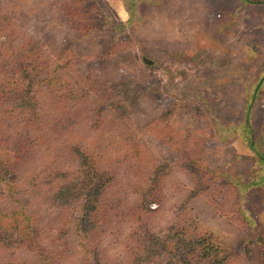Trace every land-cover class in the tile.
<instances>
[{
	"label": "rangeland",
	"instance_id": "rangeland-1",
	"mask_svg": "<svg viewBox=\"0 0 264 264\" xmlns=\"http://www.w3.org/2000/svg\"><path fill=\"white\" fill-rule=\"evenodd\" d=\"M259 153L263 6L0 0V264H264Z\"/></svg>",
	"mask_w": 264,
	"mask_h": 264
},
{
	"label": "trees",
	"instance_id": "trees-1",
	"mask_svg": "<svg viewBox=\"0 0 264 264\" xmlns=\"http://www.w3.org/2000/svg\"><path fill=\"white\" fill-rule=\"evenodd\" d=\"M243 3H245V4H254V5H260V6H263L264 7V0H241ZM246 132H248V130H246ZM246 136H247V134H245ZM246 141H247V143L250 141L249 140V138H247L246 139ZM249 148H250V150H252L253 151V149H252V146H249ZM257 156H258V160L260 161V162H264V156L262 155V154H257ZM81 157H78V160L80 159ZM81 160V159H80ZM11 166L12 165H9V169H11ZM97 195L99 194V192L97 191V192H95ZM18 203V202H17ZM18 204H20V203H18ZM93 209L91 208V209H89V213H91V212H93L92 211ZM0 213H2V212H0ZM12 215H16V216H23V217H25L24 215H23V211H22V209L21 208H17L15 211H13V213H11ZM12 215H9V216H12ZM91 215V214H90ZM90 218H91V216H89V220H87V222L89 223V222H92V220H90ZM27 219V218H26ZM137 219V218H136ZM90 226H91V224H90ZM89 226V227H90ZM29 252H33L34 254H36L37 255V257L38 258H40V250H38L37 248H35V249H32V250H28ZM33 258H35V256L33 257ZM190 259L191 260H193L194 259V256L192 257H190ZM39 261V260H38Z\"/></svg>",
	"mask_w": 264,
	"mask_h": 264
},
{
	"label": "water",
	"instance_id": "water-1",
	"mask_svg": "<svg viewBox=\"0 0 264 264\" xmlns=\"http://www.w3.org/2000/svg\"><path fill=\"white\" fill-rule=\"evenodd\" d=\"M263 183H264V170H263Z\"/></svg>",
	"mask_w": 264,
	"mask_h": 264
}]
</instances>
